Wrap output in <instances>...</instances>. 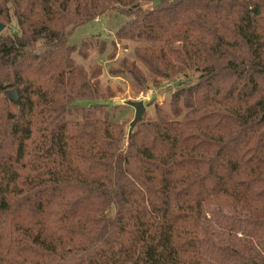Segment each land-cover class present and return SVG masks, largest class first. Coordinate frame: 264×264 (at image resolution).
<instances>
[{"label":"trees","instance_id":"trees-1","mask_svg":"<svg viewBox=\"0 0 264 264\" xmlns=\"http://www.w3.org/2000/svg\"><path fill=\"white\" fill-rule=\"evenodd\" d=\"M113 12L155 77L180 78L128 139L75 102L95 90L77 56L96 46L72 36ZM14 20L0 33V264H264V0H0Z\"/></svg>","mask_w":264,"mask_h":264},{"label":"rangeland","instance_id":"rangeland-1","mask_svg":"<svg viewBox=\"0 0 264 264\" xmlns=\"http://www.w3.org/2000/svg\"><path fill=\"white\" fill-rule=\"evenodd\" d=\"M126 21L128 19L121 14L110 13L91 24L79 27L70 43L80 46L84 41L94 42L96 46L88 53L87 58L77 56V62L83 67L95 90L91 92L92 97L76 99L75 102L87 109L98 105L103 115H107L110 120L124 126V135L128 139L131 122L136 115L135 108L128 103L142 101L146 107L143 119H154L156 105L169 106L172 94L177 91L180 78L167 80L157 78L151 73L149 68L136 56L137 47L144 46V44L136 40L120 38L117 35ZM4 26L5 29L1 32L3 34L18 32L15 20L12 24L6 23ZM72 43L70 45H73ZM132 65H135L140 72L137 76H133ZM93 69H96L98 74L91 79ZM7 94L12 111H16L17 91L10 89ZM240 236L242 232L239 233Z\"/></svg>","mask_w":264,"mask_h":264},{"label":"water","instance_id":"water-1","mask_svg":"<svg viewBox=\"0 0 264 264\" xmlns=\"http://www.w3.org/2000/svg\"><path fill=\"white\" fill-rule=\"evenodd\" d=\"M5 29V26L0 23V33ZM128 105L132 106L136 110V115L134 120L131 122V130L129 134L133 132V129L136 127V125L143 121L146 107L142 101L139 102H129Z\"/></svg>","mask_w":264,"mask_h":264}]
</instances>
